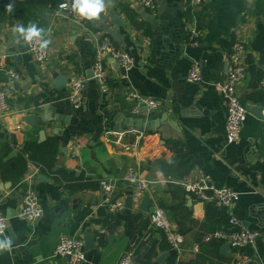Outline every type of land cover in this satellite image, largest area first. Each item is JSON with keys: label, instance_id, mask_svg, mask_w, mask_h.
I'll return each instance as SVG.
<instances>
[{"label": "crops", "instance_id": "0c3cea01", "mask_svg": "<svg viewBox=\"0 0 264 264\" xmlns=\"http://www.w3.org/2000/svg\"><path fill=\"white\" fill-rule=\"evenodd\" d=\"M110 1L121 25L113 23L109 6L100 20L57 9L47 11L42 20L0 19V88L6 90L10 107L4 117L0 115V165L14 164L30 141L57 139L54 169L65 177L92 182L121 179L133 168L149 181L145 196L150 201L143 208V197L133 200L132 208L124 205L112 212L100 188L71 190V183L28 161L22 179L37 171L32 184L44 215L35 222L25 219L21 215L25 183L5 180L0 173L6 237L13 244L11 251L0 250V257L8 254L11 264H68L54 255L66 234L84 241L83 264H111L107 257L113 244L125 237L126 251L134 250L137 264H234V250L224 254L223 242L206 243L204 236L235 216L245 226L262 231L255 244L242 252L264 264V91L260 86L264 0H210L199 7L184 0H155L156 11L136 0ZM29 23L49 33L52 43L45 62L36 61L23 38L12 32L15 25ZM194 32L196 44L191 41ZM103 38L135 62L124 73L106 56L105 92L93 71ZM241 42L246 77L238 87L240 101L245 107L262 108L263 114L248 112L240 141L229 144L227 109L214 84L225 79L229 55ZM194 62L201 63L203 78L193 83L186 76ZM12 71L19 77L9 74ZM77 74L89 79L80 107L68 98L70 77ZM132 91L157 100L160 106L136 111ZM7 143L13 148L9 154L4 151ZM40 173L50 180L38 181ZM197 175H207L216 187L237 192L238 200L232 206H219L186 193L181 181ZM131 189L126 181L120 184L124 202ZM156 207L165 209L173 228L184 233L180 251L152 226L150 213ZM196 244L198 252L192 250Z\"/></svg>", "mask_w": 264, "mask_h": 264}, {"label": "built area", "instance_id": "2783aa9c", "mask_svg": "<svg viewBox=\"0 0 264 264\" xmlns=\"http://www.w3.org/2000/svg\"><path fill=\"white\" fill-rule=\"evenodd\" d=\"M143 8L156 11L157 3L155 0H136ZM210 0H184L191 7H199ZM68 3L69 8L62 9L60 5ZM57 8L58 11L71 15V4L68 1L62 2ZM198 33L194 32L191 38L192 43L196 44ZM49 33H43V39H48ZM29 52L38 62H45L48 58L49 47L41 50L39 43L33 41L26 42ZM245 53V45L243 42L237 44L231 51L227 63L226 77L223 81L214 84V87L222 94L226 105V122H225V138L227 143H237L241 139V130L247 116V109L241 103L238 94V87L246 77V66L243 63V55ZM106 56L111 57L114 62L119 63L126 70L134 67V59L126 51L116 47L109 38H103L96 50L95 61L93 65L94 78L100 83L101 89L107 91V68L104 62ZM13 77H19L18 73L9 72ZM203 78L202 66L199 62H194L186 79L189 82H200ZM89 79L79 74L72 75L69 80L70 91L68 98L75 107H80L83 101V91L87 87ZM260 86L264 91V77L261 79ZM130 98L136 103L135 110L142 106L150 109H156L160 103L139 92H130ZM10 111L7 102V92L4 88H0V115L3 117ZM37 171L25 176L21 180L25 183L26 188L21 198L22 212L21 215L30 222L39 220L44 215V208L40 202V197L32 184ZM123 181H130L132 186L133 200L142 199L149 191L150 184L147 179L140 177L133 168H129L125 176L121 179L102 178L99 186L104 192L108 208L112 212L121 210L124 205V197L119 195V186ZM179 183V182H178ZM186 193L195 196L198 200L208 203H215L219 206H232L239 198L237 192L226 187H216L212 184L211 179L207 175L188 176L181 181ZM150 222L154 228L163 233L167 238L171 247L180 251L183 248L185 236L173 228L171 219L165 209L156 207L150 213ZM8 230V219L4 214L0 203V238L6 237ZM262 236V231L252 229L245 226L237 217H230L227 223L204 236L206 243L220 241L228 243L234 250V264H261L255 256L247 255L242 252V248L248 245H254ZM199 245L196 244L192 248L198 252ZM54 255L56 257L67 259L68 264H83L86 262L85 244L82 239L62 234L58 244L55 247ZM118 264H137L135 261L134 250L124 252Z\"/></svg>", "mask_w": 264, "mask_h": 264}, {"label": "trees", "instance_id": "16d2710c", "mask_svg": "<svg viewBox=\"0 0 264 264\" xmlns=\"http://www.w3.org/2000/svg\"><path fill=\"white\" fill-rule=\"evenodd\" d=\"M64 1L66 0H0V19L4 20L8 18H15L19 23L28 22L34 19L42 20L43 13L56 10ZM68 2L71 4V1ZM9 3H13L14 5V11L11 14L5 11V6ZM12 149L13 148L9 143H7L4 147L6 154H9ZM57 154V139H50L41 144L36 141H30L22 148L19 157L14 160V164H12V161L1 163L0 173L3 179L18 182L28 170V161H32L40 166V169L43 170L44 173L53 175L58 179H63L71 183L68 185L71 190L75 191L100 188L98 181L92 182L86 178L70 179L65 177L60 170L54 169L57 163ZM187 172L188 171L185 173ZM226 223L227 222L222 223L221 226ZM217 242L220 243V241ZM10 258L11 257L8 256V254H4V256L0 257V264H11ZM17 264H22V262Z\"/></svg>", "mask_w": 264, "mask_h": 264}, {"label": "clouds", "instance_id": "9594fccd", "mask_svg": "<svg viewBox=\"0 0 264 264\" xmlns=\"http://www.w3.org/2000/svg\"><path fill=\"white\" fill-rule=\"evenodd\" d=\"M108 6L107 0H71L70 10L83 19L100 20L101 14L106 11ZM60 8L67 9L69 8V4L67 2L63 3L60 5ZM5 11L9 14L13 13V3L7 4L5 6ZM44 31L45 30L38 27L36 23H29L27 26L24 24H17L12 28V32L19 34L25 42H38L41 50L47 49L52 43L49 39H43ZM2 234V231H0V235ZM12 245V240L7 237L0 240V250L7 249L11 251Z\"/></svg>", "mask_w": 264, "mask_h": 264}, {"label": "water", "instance_id": "95a60500", "mask_svg": "<svg viewBox=\"0 0 264 264\" xmlns=\"http://www.w3.org/2000/svg\"><path fill=\"white\" fill-rule=\"evenodd\" d=\"M66 1H68V0H66ZM107 3L109 4L110 15H111V17H112V21H113V23L116 24V25H121V24H122V21H120V20L118 19L117 15H116V13H115L113 7H112V3H111V1L108 0ZM114 65H115V68H116V69H120V70L123 71L124 73L126 72V69H125L123 66H121L119 63L115 62ZM92 74H93V71H92L91 75H92ZM246 109H247V111H248L249 113H255V114L259 115V116H262V114H263V110H262V108H260V107H254V106L248 107V106H247ZM32 120H33V117H29V120H28V121H32ZM49 180H50V179H49V178L47 177V175L44 174V173H40V174L38 175V181H49ZM0 184H1V179H0ZM126 184H127L128 186H130V187L133 186V184H132L130 181H126ZM10 185H11L10 183H7V188H9ZM1 189H2V187H1V185H0V190H1ZM132 193H133L132 189H131L130 191L127 192V197H126V200H125V205H126V207H128V208H132V203H133ZM149 201H150V197H149V195L144 196L143 201H142V203H141V205L143 206V208L149 203ZM154 210H155V208L151 209L152 212H153ZM128 242H129V240H128V238H126V237L123 238V239H120L119 241H116V242L113 244V246H112V251H111V253H110V254L108 255V257H107V262H108V263H111V264H118V262H119V260H120V258H121V256H122V254H123V253L126 251V249H127ZM230 250H231L230 245H229L228 243H224V245H223V247H222V252H223L224 254H228V253H230ZM172 253H173V254H176V251L173 250ZM66 260H67V259H66Z\"/></svg>", "mask_w": 264, "mask_h": 264}, {"label": "rangeland", "instance_id": "374dc122", "mask_svg": "<svg viewBox=\"0 0 264 264\" xmlns=\"http://www.w3.org/2000/svg\"><path fill=\"white\" fill-rule=\"evenodd\" d=\"M45 13H43V15H44Z\"/></svg>", "mask_w": 264, "mask_h": 264}]
</instances>
